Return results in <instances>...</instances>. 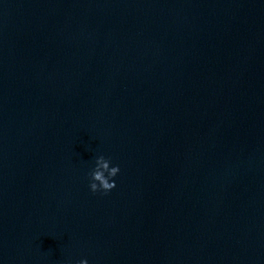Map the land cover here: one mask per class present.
Returning a JSON list of instances; mask_svg holds the SVG:
<instances>
[{
  "label": "water",
  "instance_id": "1",
  "mask_svg": "<svg viewBox=\"0 0 264 264\" xmlns=\"http://www.w3.org/2000/svg\"><path fill=\"white\" fill-rule=\"evenodd\" d=\"M81 258L264 264V0H0V264Z\"/></svg>",
  "mask_w": 264,
  "mask_h": 264
},
{
  "label": "clouds",
  "instance_id": "2",
  "mask_svg": "<svg viewBox=\"0 0 264 264\" xmlns=\"http://www.w3.org/2000/svg\"><path fill=\"white\" fill-rule=\"evenodd\" d=\"M119 172L120 166L112 163L110 158L103 154L96 155L88 172L89 190L93 193H108L116 187L115 177ZM78 264H88V260L81 258Z\"/></svg>",
  "mask_w": 264,
  "mask_h": 264
}]
</instances>
